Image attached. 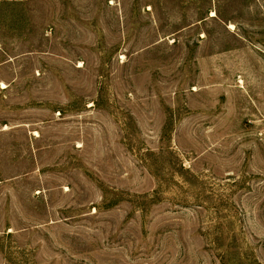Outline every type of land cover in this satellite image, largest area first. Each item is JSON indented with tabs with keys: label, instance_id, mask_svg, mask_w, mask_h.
<instances>
[{
	"label": "rangeland",
	"instance_id": "obj_1",
	"mask_svg": "<svg viewBox=\"0 0 264 264\" xmlns=\"http://www.w3.org/2000/svg\"><path fill=\"white\" fill-rule=\"evenodd\" d=\"M0 264H264V0H0Z\"/></svg>",
	"mask_w": 264,
	"mask_h": 264
}]
</instances>
